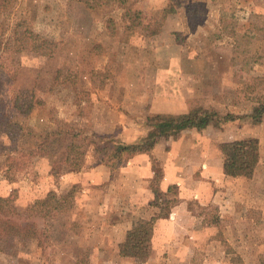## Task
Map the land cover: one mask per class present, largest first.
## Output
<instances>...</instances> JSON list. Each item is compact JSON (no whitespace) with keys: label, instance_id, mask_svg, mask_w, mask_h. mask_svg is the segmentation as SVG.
Segmentation results:
<instances>
[{"label":"rangeland","instance_id":"obj_1","mask_svg":"<svg viewBox=\"0 0 264 264\" xmlns=\"http://www.w3.org/2000/svg\"><path fill=\"white\" fill-rule=\"evenodd\" d=\"M128 5L137 16H123L114 3L89 9L73 0H19L10 14H0V218L35 224L31 237L0 240V264L21 258L30 264H235V256L264 264V114L251 116L264 104V0ZM167 7L175 11L164 16ZM26 28L53 41L55 52L43 55L24 43ZM201 107L236 116L213 122L210 135L258 139V172L230 183L231 190L222 186L208 205L191 202L203 224L186 234L179 225L172 241L152 237L146 260L122 256L127 224L161 213L154 205L138 209L132 200L130 177L120 171L127 154L102 187L71 185L76 170L64 161L54 169L55 161L73 132L147 144L154 136L148 116ZM57 129L60 151L35 154V135ZM109 139L87 140L82 170L112 155ZM52 192L59 208L32 207ZM199 232L207 238H196Z\"/></svg>","mask_w":264,"mask_h":264},{"label":"trees","instance_id":"obj_2","mask_svg":"<svg viewBox=\"0 0 264 264\" xmlns=\"http://www.w3.org/2000/svg\"><path fill=\"white\" fill-rule=\"evenodd\" d=\"M19 0H0V14H10L12 9L15 7ZM82 3L86 8L89 9H99L103 6L110 5L112 3L117 4L119 7L124 9L123 16L132 17V15L137 16L136 12L132 11L130 5H128L129 0H73ZM175 9L173 7H167L164 9V16L173 13ZM130 26V25H129ZM156 33V31H155ZM23 42L34 44V50L40 52L43 55H51L55 52L54 42L48 38L36 34L31 29L26 28L24 30ZM27 45V44H25ZM40 103V102H39ZM32 105L29 106V111ZM264 114V104H259L254 107L252 117L260 120ZM236 116L232 115H222L220 112L213 109H202L194 110L188 113L182 114H156L154 116H148L147 120L151 126L154 127L153 135L154 138L150 140L147 144L140 143H123L121 141L111 140L109 136L97 135L93 133L92 135L83 134L80 132L72 133L74 137L73 142H69L66 148L61 153V158L55 161L54 169L60 168V162H66L73 170H81L84 165L88 144L87 140L92 137H99L100 139H109V142L113 144L112 155L103 158L105 163L111 165L115 168L116 164H122L124 161V154H127V158H130L133 154L138 152H146L153 148L156 137L169 138L171 136H177L180 132L186 129L196 128L197 130H203L208 125L213 122L232 120ZM36 141L33 144V152L38 155L47 156L54 155L60 151L63 147V131L61 130H48L36 134ZM100 144H97L96 151L100 149ZM105 149V146H103ZM221 149L224 155L223 169L225 174L229 176H245L252 177L255 168L260 159V147L259 141L255 137H248L244 139L234 140L231 142H224L221 144ZM106 156V155H105ZM110 158L114 159V162H110ZM115 160L117 162H115ZM55 192L50 193V195L44 199L37 200L32 207L37 205L45 206L47 212H50V207L57 209L60 206L55 203L54 198ZM156 198L152 205L159 208L161 213L159 217H167L170 214L171 207L177 202L176 198H167L165 194L161 192L158 188H155ZM7 206V205H6ZM3 210L1 213H4ZM156 218L144 219L141 218L137 220L134 226L128 230L127 237L124 242L120 244V254L122 256L136 257L142 260H146L151 251V240L154 233V221ZM35 228L34 223H19L11 220L8 217L0 218V240L3 244L6 242L11 243V240L15 237H31L33 235V230ZM235 264H243L242 258L240 256H235L233 258ZM19 264H30L27 259H19ZM78 264H87L86 262H81Z\"/></svg>","mask_w":264,"mask_h":264},{"label":"crops","instance_id":"obj_3","mask_svg":"<svg viewBox=\"0 0 264 264\" xmlns=\"http://www.w3.org/2000/svg\"><path fill=\"white\" fill-rule=\"evenodd\" d=\"M201 108L213 109L214 107ZM213 110L220 112L217 108ZM171 112L182 114L191 112V110L183 108L169 111V113ZM211 124L203 130L191 128L183 130L177 136L156 137V142L151 150L135 153L121 165L120 171H124L123 173L130 177L128 186L132 188V200L137 204L138 209L141 207L152 208V203L156 198L155 188L163 192L167 198H171V194L174 192V198L177 199V202L171 207L169 216L156 219L153 241L178 239L175 236V231L178 230L179 225L184 226L183 234H186L187 228L191 229L194 225L203 224L201 218L191 209V202L197 201L208 205V202L212 203L219 197L221 191L224 192V189H221L222 186L231 190L230 183H241L249 179L245 176L225 174L221 144L234 141V139H221L219 134L210 135ZM149 127L152 129L151 131L154 130L153 126ZM245 137L235 138V140ZM153 138L154 136L148 140ZM259 166L260 160L255 168V173L258 172ZM254 174L250 178H253ZM113 179H115V169L107 163H99L86 169L83 168V170L71 172V185L91 181L93 185L102 187L109 185ZM206 226H214V224L209 225V222H206ZM131 227L132 223L130 222L127 224L126 232ZM203 235L200 232L195 233V237L198 239L207 238ZM181 238L184 240L186 237L181 236Z\"/></svg>","mask_w":264,"mask_h":264}]
</instances>
